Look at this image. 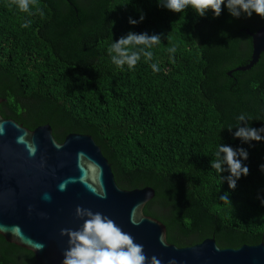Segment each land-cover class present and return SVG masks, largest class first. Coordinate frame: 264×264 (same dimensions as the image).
I'll use <instances>...</instances> for the list:
<instances>
[{
  "label": "trees",
  "instance_id": "1",
  "mask_svg": "<svg viewBox=\"0 0 264 264\" xmlns=\"http://www.w3.org/2000/svg\"><path fill=\"white\" fill-rule=\"evenodd\" d=\"M69 1L37 0L29 15L0 0V115L30 131L49 125L59 143L91 136L119 188L154 190L143 214L165 226L169 244L264 243V140L234 136L241 114L249 127L264 128V52L249 70L228 74L250 60L245 31L264 19L234 18L226 5L214 18L190 6L173 13L157 0ZM141 15L143 22L129 24ZM129 32L161 39L148 49L152 59L141 56L131 70L108 54ZM220 144L248 153L249 174L234 190L227 171L210 167ZM225 193L231 203L219 199ZM0 264L39 263L0 236Z\"/></svg>",
  "mask_w": 264,
  "mask_h": 264
},
{
  "label": "water",
  "instance_id": "2",
  "mask_svg": "<svg viewBox=\"0 0 264 264\" xmlns=\"http://www.w3.org/2000/svg\"><path fill=\"white\" fill-rule=\"evenodd\" d=\"M245 32L252 39L250 60L228 74L249 70L264 52V25ZM0 127V236L32 252L39 264H62L69 245L61 229L77 230L83 224L77 206L114 220L143 245L149 261L155 256L161 264L172 259L176 264H264L263 242L238 249L219 248L212 238L184 248L169 244L165 226L143 214L154 190L119 188L91 136L69 134L59 143L49 125L30 131L1 115Z\"/></svg>",
  "mask_w": 264,
  "mask_h": 264
},
{
  "label": "clouds",
  "instance_id": "3",
  "mask_svg": "<svg viewBox=\"0 0 264 264\" xmlns=\"http://www.w3.org/2000/svg\"><path fill=\"white\" fill-rule=\"evenodd\" d=\"M161 7L173 13H181L189 6L200 17L211 11L215 17H219L222 12V5H226L229 14L234 18L244 15L251 18L253 14L264 19V0H157ZM37 4V0H9V6H15L20 12L32 14V8ZM43 15V12H40ZM141 15L139 21L129 18L130 25L143 22ZM30 21L22 24L24 28L29 27ZM161 43L159 35H149L148 33L136 34L129 32L127 36L121 37L108 48L111 62L117 67L133 69L140 61L141 56L146 60H151L153 53L148 49ZM169 53H175L176 48H168ZM153 72H159L157 63H152ZM240 122L236 127L235 138L242 143L252 141L260 142L264 140V128L256 129L248 126L249 118L245 114L237 117ZM244 127H240L241 124ZM233 127H228L231 131ZM2 131V127H0ZM30 155H35V149L30 151ZM215 158L211 160L210 167L218 173L227 171L229 188L235 189L237 181L249 174V169L242 161L248 159L245 149H233L230 146L218 145L215 151ZM264 170V165L261 166ZM60 190L65 189L61 184ZM45 199L50 197L45 194ZM222 202L231 203L228 193L220 196ZM43 215V214H42ZM76 217L83 220L82 226L77 230L61 229V236L68 237V249L63 253L62 264H161L160 260L153 256L150 261L144 253V247L137 244L134 238L124 232L114 220L100 212H93L91 209L77 206ZM168 264H176L175 259L169 260Z\"/></svg>",
  "mask_w": 264,
  "mask_h": 264
}]
</instances>
